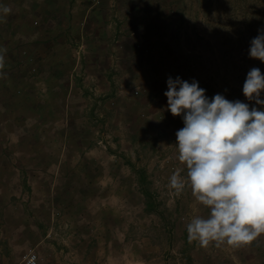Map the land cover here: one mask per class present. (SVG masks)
Returning a JSON list of instances; mask_svg holds the SVG:
<instances>
[{
  "label": "rangeland",
  "instance_id": "obj_1",
  "mask_svg": "<svg viewBox=\"0 0 264 264\" xmlns=\"http://www.w3.org/2000/svg\"><path fill=\"white\" fill-rule=\"evenodd\" d=\"M91 2L0 0V264H264V234L189 243L209 211L186 180L170 186L187 176L184 123L164 95L179 77L264 110L243 94L252 68L264 75L249 56L264 15L252 25L237 0H100L81 25Z\"/></svg>",
  "mask_w": 264,
  "mask_h": 264
},
{
  "label": "clouds",
  "instance_id": "obj_2",
  "mask_svg": "<svg viewBox=\"0 0 264 264\" xmlns=\"http://www.w3.org/2000/svg\"><path fill=\"white\" fill-rule=\"evenodd\" d=\"M10 11L0 5V21ZM5 54L6 49L0 48V77L5 75ZM249 56L264 62V29L252 39ZM167 86V110L183 116L176 146L187 169L186 178L173 175L170 186L179 192L186 180L195 201L209 211L207 218L194 215L187 224L189 243L250 244L264 234V110L250 109L249 104L221 94L209 100L195 80L169 77ZM261 91L264 75L252 68L243 94L264 108Z\"/></svg>",
  "mask_w": 264,
  "mask_h": 264
},
{
  "label": "trees",
  "instance_id": "obj_3",
  "mask_svg": "<svg viewBox=\"0 0 264 264\" xmlns=\"http://www.w3.org/2000/svg\"><path fill=\"white\" fill-rule=\"evenodd\" d=\"M242 1H246V0H237V2H239V3L236 2L237 4H236L235 7L238 9V6H239L240 10H244L245 7H246L247 10H249L248 13L250 14V17H251V19H250L251 23L253 22L252 18H254V20L257 21V20L260 19L259 16H261V13L264 15V0H250V4L249 5L247 4L249 7L247 5L244 6V4L241 3ZM252 25H253V23H252ZM140 174L142 175V178L140 176L139 183L141 184V186L143 184L142 191L147 196V199H148L147 204H148V206H151L152 205V201H151L152 194H151V191L148 188L144 187V181H146L147 174H146L145 170L140 171Z\"/></svg>",
  "mask_w": 264,
  "mask_h": 264
},
{
  "label": "crops",
  "instance_id": "obj_4",
  "mask_svg": "<svg viewBox=\"0 0 264 264\" xmlns=\"http://www.w3.org/2000/svg\"><path fill=\"white\" fill-rule=\"evenodd\" d=\"M100 2V0H95V3H94V1L92 0V2H91V4L90 5H88L87 6V12H86V15H84L83 17L81 16H78L77 14H76V18H78V17H80L79 19H78V22H79V24H81V25H84L86 22H90V19H92V17H94L95 15H92L91 14V17L89 18V13L90 12H94V14H96V12H97V10H98V12H99V9H103V8H101V7H103V6H98V7H96L97 6V2ZM102 1H104V0H102ZM70 17H75V15H71ZM101 24L102 25H104V20H102V22H101ZM57 25V24H56ZM82 27V26H81ZM53 29H54V32H55V29H56V27L55 26H53ZM85 34V33H84ZM83 34V35H84ZM43 36H44V34H43ZM48 38H49V40H50V38H52V36L51 35H49L48 36ZM48 38L47 37H43V40H42V46L44 47V46H46V47H49L50 46V41L48 40ZM53 43H54V45H55V43H56V41L55 40H53ZM51 48V47H50ZM53 49H57V47H54L53 46Z\"/></svg>",
  "mask_w": 264,
  "mask_h": 264
},
{
  "label": "built area",
  "instance_id": "obj_5",
  "mask_svg": "<svg viewBox=\"0 0 264 264\" xmlns=\"http://www.w3.org/2000/svg\"><path fill=\"white\" fill-rule=\"evenodd\" d=\"M37 256H36V254H34V255H32L30 258H29V262L31 263V264H35L36 262H37Z\"/></svg>",
  "mask_w": 264,
  "mask_h": 264
}]
</instances>
